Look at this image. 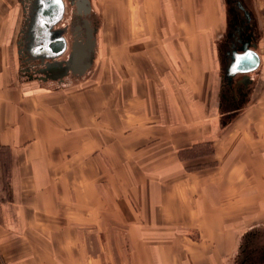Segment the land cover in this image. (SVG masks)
I'll use <instances>...</instances> for the list:
<instances>
[{
    "label": "crops",
    "instance_id": "0c3cea01",
    "mask_svg": "<svg viewBox=\"0 0 264 264\" xmlns=\"http://www.w3.org/2000/svg\"><path fill=\"white\" fill-rule=\"evenodd\" d=\"M33 2L0 0V264H232L264 228V28L233 108L223 30L189 26L185 5L89 0L78 74L29 59Z\"/></svg>",
    "mask_w": 264,
    "mask_h": 264
},
{
    "label": "flooded vegetation",
    "instance_id": "af4514ba",
    "mask_svg": "<svg viewBox=\"0 0 264 264\" xmlns=\"http://www.w3.org/2000/svg\"><path fill=\"white\" fill-rule=\"evenodd\" d=\"M64 1L66 13L72 15L68 25V32L71 33L74 18L81 16L89 19L92 9L90 8V11L86 12L83 0ZM225 3L224 27L218 40V54L222 63L221 105L225 100L228 106L235 108L242 104L245 94L250 88V77L249 73H237L232 77L229 76L234 52H242L246 45L257 51L258 44L262 39L264 22L261 20L263 15L256 12L251 5V0H225ZM68 42L70 52L74 37L71 36ZM69 52L64 55V59L68 58ZM232 264H264V228L254 229L242 239Z\"/></svg>",
    "mask_w": 264,
    "mask_h": 264
},
{
    "label": "water",
    "instance_id": "95a60500",
    "mask_svg": "<svg viewBox=\"0 0 264 264\" xmlns=\"http://www.w3.org/2000/svg\"><path fill=\"white\" fill-rule=\"evenodd\" d=\"M82 2L86 12H89V0ZM65 13L64 0H34L27 19V53L30 60H39L41 63H46L49 68L66 65L68 69L83 74L90 66V62L85 63V61L95 47V30L90 20L84 19L87 28L86 39L74 40L68 58L58 60L68 50V40L65 37L68 26L58 27L63 22ZM260 60L259 53L246 45L242 52H234L229 76L255 71L260 65Z\"/></svg>",
    "mask_w": 264,
    "mask_h": 264
},
{
    "label": "rangeland",
    "instance_id": "374dc122",
    "mask_svg": "<svg viewBox=\"0 0 264 264\" xmlns=\"http://www.w3.org/2000/svg\"><path fill=\"white\" fill-rule=\"evenodd\" d=\"M251 2L256 12L263 15L261 20L264 22V0H251ZM183 5L188 10L189 26L207 28L210 32H213L214 39L219 38L220 30H223L225 21V0H172V9L175 12L180 13L181 7L183 9L185 7ZM163 7H161V10H163ZM180 23H183V18ZM262 27L264 28V24Z\"/></svg>",
    "mask_w": 264,
    "mask_h": 264
}]
</instances>
